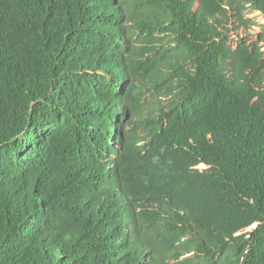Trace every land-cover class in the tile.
Masks as SVG:
<instances>
[{"label": "trees", "instance_id": "1", "mask_svg": "<svg viewBox=\"0 0 264 264\" xmlns=\"http://www.w3.org/2000/svg\"><path fill=\"white\" fill-rule=\"evenodd\" d=\"M245 8L264 17L0 0V264H264V29L230 43ZM145 92L165 102L145 113Z\"/></svg>", "mask_w": 264, "mask_h": 264}, {"label": "rangeland", "instance_id": "2", "mask_svg": "<svg viewBox=\"0 0 264 264\" xmlns=\"http://www.w3.org/2000/svg\"><path fill=\"white\" fill-rule=\"evenodd\" d=\"M131 1V0H130ZM244 10V17L250 19L249 25L247 29H244L243 27L239 26L238 29L233 30L231 33V38H230V43L234 42L237 38H245V36H249L251 40H255L258 38V34L263 31L264 29V17L259 11L252 10L251 8H245ZM234 19L230 21L228 24L229 28H233L234 25H238V23L233 22ZM232 23V24H231ZM247 33L245 35L244 33ZM137 36H135L132 39V42L135 45H143V43L139 42L140 40H136ZM264 47V45H263ZM165 98L163 96H155L154 98L152 97L151 93L145 92V97L142 100V106L144 107V112L148 113L149 109H153L155 104H160L164 103ZM200 169L204 168L205 165L201 164L198 166ZM255 225L249 227L246 230H251L253 229Z\"/></svg>", "mask_w": 264, "mask_h": 264}, {"label": "built area", "instance_id": "3", "mask_svg": "<svg viewBox=\"0 0 264 264\" xmlns=\"http://www.w3.org/2000/svg\"><path fill=\"white\" fill-rule=\"evenodd\" d=\"M262 49H264V48H262Z\"/></svg>", "mask_w": 264, "mask_h": 264}]
</instances>
